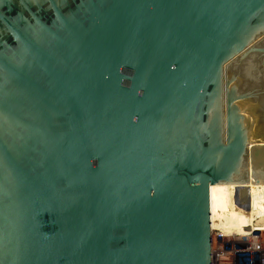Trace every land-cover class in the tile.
Instances as JSON below:
<instances>
[{
  "label": "water",
  "instance_id": "water-1",
  "mask_svg": "<svg viewBox=\"0 0 264 264\" xmlns=\"http://www.w3.org/2000/svg\"><path fill=\"white\" fill-rule=\"evenodd\" d=\"M261 141L264 0H0V264H211Z\"/></svg>",
  "mask_w": 264,
  "mask_h": 264
},
{
  "label": "bare ground",
  "instance_id": "bare-ground-1",
  "mask_svg": "<svg viewBox=\"0 0 264 264\" xmlns=\"http://www.w3.org/2000/svg\"><path fill=\"white\" fill-rule=\"evenodd\" d=\"M260 143V145H264V141ZM250 150L251 164L248 180L249 224L242 228L211 226V235L217 234L219 230L222 234L229 229L238 230L239 232H245L246 229H256V222H259L258 228L264 229V148H256V151H253V147H251Z\"/></svg>",
  "mask_w": 264,
  "mask_h": 264
},
{
  "label": "built area",
  "instance_id": "built-area-1",
  "mask_svg": "<svg viewBox=\"0 0 264 264\" xmlns=\"http://www.w3.org/2000/svg\"><path fill=\"white\" fill-rule=\"evenodd\" d=\"M258 226L256 225V229H246L245 232L229 229L221 234L219 230L216 238L224 237L230 241L228 250H222L220 253L227 251L232 261L237 264H264V246L260 239L264 229L258 228ZM255 230L256 233H254ZM254 256L255 263H252Z\"/></svg>",
  "mask_w": 264,
  "mask_h": 264
},
{
  "label": "rangeland",
  "instance_id": "rangeland-1",
  "mask_svg": "<svg viewBox=\"0 0 264 264\" xmlns=\"http://www.w3.org/2000/svg\"><path fill=\"white\" fill-rule=\"evenodd\" d=\"M259 222H256L258 225ZM256 233V230L255 232ZM261 243L264 246V230H262V235H260ZM230 241L228 239L223 238H216V234L214 233L211 235V264H237L233 262L229 253L224 251L220 253L222 250H228ZM223 248V249H222ZM252 263H255V256L253 258ZM245 264V263H242Z\"/></svg>",
  "mask_w": 264,
  "mask_h": 264
}]
</instances>
